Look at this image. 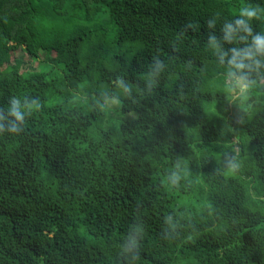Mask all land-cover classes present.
Instances as JSON below:
<instances>
[{"label":"trees","instance_id":"trees-1","mask_svg":"<svg viewBox=\"0 0 264 264\" xmlns=\"http://www.w3.org/2000/svg\"><path fill=\"white\" fill-rule=\"evenodd\" d=\"M258 40L264 0H0V264H264Z\"/></svg>","mask_w":264,"mask_h":264},{"label":"clouds","instance_id":"clouds-1","mask_svg":"<svg viewBox=\"0 0 264 264\" xmlns=\"http://www.w3.org/2000/svg\"><path fill=\"white\" fill-rule=\"evenodd\" d=\"M241 15L246 16L248 19H252L256 17V11L250 8H245L241 10ZM257 43L264 45V41L258 40ZM118 86L122 87L125 92L130 91L123 83H120ZM33 106L39 107V105L35 104V102H33V104H28L27 101H25L24 105L22 106L18 98H12L9 114L15 118V121L23 123L24 115H25V112L23 109H31ZM3 119L4 117L0 116V120H3ZM15 127H17V125L13 124L12 128L15 129ZM170 179L172 180L173 183H176L179 181L180 177L177 174L173 173Z\"/></svg>","mask_w":264,"mask_h":264},{"label":"rangeland","instance_id":"rangeland-1","mask_svg":"<svg viewBox=\"0 0 264 264\" xmlns=\"http://www.w3.org/2000/svg\"><path fill=\"white\" fill-rule=\"evenodd\" d=\"M102 15L104 16L105 13L102 12ZM235 84L237 85V87H238L239 89H241V88L244 87V85L242 84V82L239 81V80H237ZM232 93H234V92H232ZM239 95H241V92H240V91H239L237 94H235V95L233 94V98H234V97H237V96H239ZM241 96H242V95H241ZM116 105H117V103H116L115 101H110V102L107 103L108 108H110L111 110H112V109H115L114 107H115ZM133 117H134V116L131 115V116H130V119H132Z\"/></svg>","mask_w":264,"mask_h":264}]
</instances>
